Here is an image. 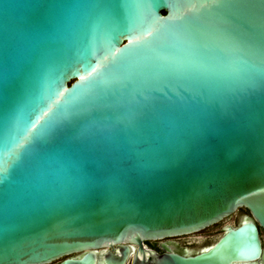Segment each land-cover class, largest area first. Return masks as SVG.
<instances>
[{
  "label": "water",
  "instance_id": "1",
  "mask_svg": "<svg viewBox=\"0 0 264 264\" xmlns=\"http://www.w3.org/2000/svg\"><path fill=\"white\" fill-rule=\"evenodd\" d=\"M242 208L201 254L135 264L264 259V0H0V264H122L95 251Z\"/></svg>",
  "mask_w": 264,
  "mask_h": 264
},
{
  "label": "flooded vegetation",
  "instance_id": "2",
  "mask_svg": "<svg viewBox=\"0 0 264 264\" xmlns=\"http://www.w3.org/2000/svg\"><path fill=\"white\" fill-rule=\"evenodd\" d=\"M246 218H251V214L247 209L242 208L233 213L231 216L225 218L221 222L207 227L201 231L186 235L167 237L163 239L147 240L144 242V253L141 252L138 245L129 244V253L125 258H123L122 253L123 246L115 245L112 248H101L96 250L95 252L98 259H105L107 253L110 252L121 260L123 259L122 264H135L136 259L142 260L145 257L150 260V252L158 253L160 255L165 253H177L182 256H196L213 246L225 233V230L228 226H238ZM232 219H234L233 222ZM259 230L264 252V229L259 226ZM57 263L58 262H53L50 264ZM237 264H264V259L259 258L251 262Z\"/></svg>",
  "mask_w": 264,
  "mask_h": 264
},
{
  "label": "snow or ice",
  "instance_id": "3",
  "mask_svg": "<svg viewBox=\"0 0 264 264\" xmlns=\"http://www.w3.org/2000/svg\"><path fill=\"white\" fill-rule=\"evenodd\" d=\"M178 41H181L183 43H187L189 47L193 46L194 44H198L199 46L203 47L204 49H209V43H204L202 41H195L193 39H184L181 40V37L177 36ZM168 42L162 41L161 47L167 46ZM222 51V49H221ZM131 63V62H130ZM188 64H186L184 61L177 59L175 56H168L163 57L161 59V63L159 64V73L158 75L162 76L165 74H170L173 72H186L188 71ZM157 79L154 77H147L145 76L141 80V85L144 88L145 91H148L152 89L155 84L157 83Z\"/></svg>",
  "mask_w": 264,
  "mask_h": 264
},
{
  "label": "rangeland",
  "instance_id": "4",
  "mask_svg": "<svg viewBox=\"0 0 264 264\" xmlns=\"http://www.w3.org/2000/svg\"><path fill=\"white\" fill-rule=\"evenodd\" d=\"M234 221V219H232V222ZM215 229V228H214Z\"/></svg>",
  "mask_w": 264,
  "mask_h": 264
}]
</instances>
